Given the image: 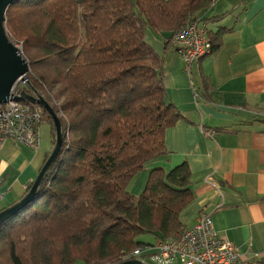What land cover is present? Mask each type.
I'll use <instances>...</instances> for the list:
<instances>
[{
    "label": "trees",
    "instance_id": "16d2710c",
    "mask_svg": "<svg viewBox=\"0 0 264 264\" xmlns=\"http://www.w3.org/2000/svg\"><path fill=\"white\" fill-rule=\"evenodd\" d=\"M211 5L15 0L8 6L5 34L21 43L29 65L21 88L51 106L62 143L35 197L0 225V264H119L138 246L184 233L180 216L193 197L186 163L150 170L139 196L127 191L167 154L165 131L182 118L166 100L161 56L142 29L172 37L193 21L205 27ZM41 114L53 145L52 120ZM141 235L154 240L143 243Z\"/></svg>",
    "mask_w": 264,
    "mask_h": 264
},
{
    "label": "crops",
    "instance_id": "0c3cea01",
    "mask_svg": "<svg viewBox=\"0 0 264 264\" xmlns=\"http://www.w3.org/2000/svg\"><path fill=\"white\" fill-rule=\"evenodd\" d=\"M205 18L214 48L189 67L170 34L142 29L161 56L166 100L182 115L165 131L167 154L153 162L165 171L189 168L193 197L180 216L185 230L210 215L219 237L238 249L237 264H257L264 262V0H212ZM45 146L39 142L33 151L4 141L1 191L10 203L0 211L29 190L49 153Z\"/></svg>",
    "mask_w": 264,
    "mask_h": 264
},
{
    "label": "built area",
    "instance_id": "2783aa9c",
    "mask_svg": "<svg viewBox=\"0 0 264 264\" xmlns=\"http://www.w3.org/2000/svg\"><path fill=\"white\" fill-rule=\"evenodd\" d=\"M206 29L193 21L171 37V44L186 67L212 53ZM17 48V47H16ZM43 121L41 108L11 98L0 104V147L7 139L36 151L39 147L38 127ZM211 137L210 131L202 130ZM0 201L4 199L1 191ZM238 249L228 240L219 237L212 226L210 215L201 214L195 224L179 236L138 246L124 262L138 260L145 264H237Z\"/></svg>",
    "mask_w": 264,
    "mask_h": 264
},
{
    "label": "water",
    "instance_id": "95a60500",
    "mask_svg": "<svg viewBox=\"0 0 264 264\" xmlns=\"http://www.w3.org/2000/svg\"><path fill=\"white\" fill-rule=\"evenodd\" d=\"M14 1L0 0V104H5L13 98L40 107L50 116L55 137L53 147L28 192L13 205L0 211V225L12 218L35 197L41 187L45 174L54 165L62 143L61 123L51 106L40 97L25 94L20 87V83L27 81L26 77L29 72V66L22 58L20 51L8 41L3 26L5 12ZM119 264L145 263L138 260H129Z\"/></svg>",
    "mask_w": 264,
    "mask_h": 264
},
{
    "label": "rangeland",
    "instance_id": "374dc122",
    "mask_svg": "<svg viewBox=\"0 0 264 264\" xmlns=\"http://www.w3.org/2000/svg\"><path fill=\"white\" fill-rule=\"evenodd\" d=\"M12 39L14 40V38L12 37ZM14 42H16L14 40ZM11 43V42H10ZM12 45H14L15 47H17V49L20 51L22 58L26 61L25 56L23 54V47L21 45V43H11ZM27 62V61H26ZM29 66V65H28ZM27 83H20V87H26ZM36 97V96H35ZM44 100V99H43ZM42 110V109H41ZM44 117V114H43ZM50 133V125L43 120L41 122V125L39 126V134H40V144H45V149L44 151L50 152V150L52 149L53 145H51V136H49ZM158 167L156 162H152L151 164H149L148 166H146L131 182V184L128 187V191L131 192L134 196H139V194L144 190L145 188V184H146V180L149 174V171ZM170 170V169H169ZM9 196H6L4 198V200L0 201V207L1 206H5L7 204H9ZM139 240H141L143 243H150L154 240V237L152 235H141L139 237ZM132 252V251H131ZM131 252L123 255L121 257V263L124 262V257H126L127 255H129Z\"/></svg>",
    "mask_w": 264,
    "mask_h": 264
}]
</instances>
